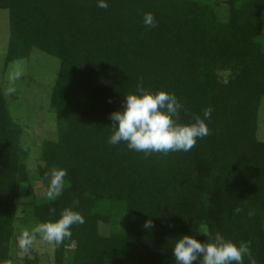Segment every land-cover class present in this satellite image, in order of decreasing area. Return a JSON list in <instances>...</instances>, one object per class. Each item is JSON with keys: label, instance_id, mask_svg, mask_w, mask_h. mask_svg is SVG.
<instances>
[{"label": "trees", "instance_id": "1", "mask_svg": "<svg viewBox=\"0 0 264 264\" xmlns=\"http://www.w3.org/2000/svg\"><path fill=\"white\" fill-rule=\"evenodd\" d=\"M108 2L101 9L97 0H0L9 12L5 68L33 49L60 60L50 104L58 135L42 143L36 169L41 196L24 129L0 85V264H42L18 259L21 208L37 225L59 218L74 200L86 222L54 243L55 264H176V240L199 235L202 224L213 237L251 241L264 264V0ZM145 13L156 27L144 25ZM138 85L174 93L184 105L180 123L210 107V134L189 152L147 157L123 142L110 145V115ZM53 166L68 175L50 202ZM148 220L151 229L143 227Z\"/></svg>", "mask_w": 264, "mask_h": 264}, {"label": "clouds", "instance_id": "2", "mask_svg": "<svg viewBox=\"0 0 264 264\" xmlns=\"http://www.w3.org/2000/svg\"><path fill=\"white\" fill-rule=\"evenodd\" d=\"M97 7L108 9V0H97ZM143 23L148 28L157 26L155 16L145 13ZM184 105L174 93L166 90H148L138 85L135 92L124 97L122 111L111 113L110 118L112 134L108 139L110 145L125 143L129 150L143 152L145 156L152 153L168 154L169 152H189L198 140L210 134L208 121L211 119L212 109L205 108L203 117L196 116L191 123H180V112ZM49 184L46 191L48 201L57 200L67 186L66 177L68 170L53 166L46 174ZM79 200H74L72 205L63 209L59 218L40 222L31 231L24 233L22 246L27 247L39 235L40 238L55 244H61L66 238L72 236L73 225H83L85 217L76 210ZM242 211L239 207L234 214ZM50 215L55 214V209H49ZM254 215V212H249ZM146 229L153 227L148 220L143 225ZM203 234L207 237L200 241L197 236ZM199 235H182L173 247L176 264H257L251 249V241L235 242L226 239L217 233L214 237L206 225H199Z\"/></svg>", "mask_w": 264, "mask_h": 264}, {"label": "rangeland", "instance_id": "3", "mask_svg": "<svg viewBox=\"0 0 264 264\" xmlns=\"http://www.w3.org/2000/svg\"><path fill=\"white\" fill-rule=\"evenodd\" d=\"M9 41V12L0 10V85L9 105L10 114L23 127V143L30 149L27 167L37 196L44 193L41 182H37V165L41 146L45 140H56L58 124L52 110L51 96L60 60L33 49L29 59L18 60L5 68ZM228 76V75H227ZM258 139L264 141V102L259 114ZM27 200V199H25ZM16 223V250L20 261L25 257H38L42 264H55L54 242L35 237L29 246H22L24 233L35 227V222L26 208L19 211Z\"/></svg>", "mask_w": 264, "mask_h": 264}]
</instances>
